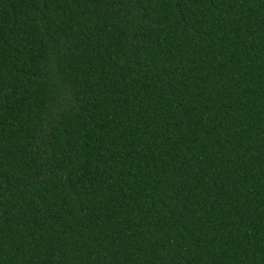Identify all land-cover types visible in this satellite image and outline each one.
<instances>
[{
    "label": "trees",
    "instance_id": "1",
    "mask_svg": "<svg viewBox=\"0 0 264 264\" xmlns=\"http://www.w3.org/2000/svg\"><path fill=\"white\" fill-rule=\"evenodd\" d=\"M0 264H264V0H0Z\"/></svg>",
    "mask_w": 264,
    "mask_h": 264
}]
</instances>
